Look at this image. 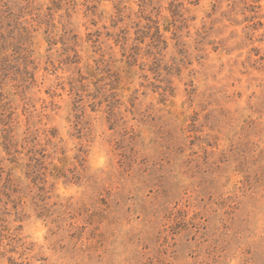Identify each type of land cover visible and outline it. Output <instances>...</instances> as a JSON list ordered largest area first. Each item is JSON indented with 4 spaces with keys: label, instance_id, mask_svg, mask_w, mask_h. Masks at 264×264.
Masks as SVG:
<instances>
[{
    "label": "rangeland",
    "instance_id": "1",
    "mask_svg": "<svg viewBox=\"0 0 264 264\" xmlns=\"http://www.w3.org/2000/svg\"><path fill=\"white\" fill-rule=\"evenodd\" d=\"M0 264H264V0H0Z\"/></svg>",
    "mask_w": 264,
    "mask_h": 264
}]
</instances>
